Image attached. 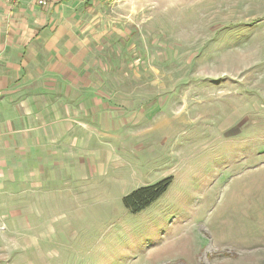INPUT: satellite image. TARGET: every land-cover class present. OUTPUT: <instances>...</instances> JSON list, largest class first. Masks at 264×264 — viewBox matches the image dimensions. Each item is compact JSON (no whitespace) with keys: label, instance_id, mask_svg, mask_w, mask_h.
<instances>
[{"label":"rangeland","instance_id":"rangeland-1","mask_svg":"<svg viewBox=\"0 0 264 264\" xmlns=\"http://www.w3.org/2000/svg\"><path fill=\"white\" fill-rule=\"evenodd\" d=\"M87 1L125 116L83 193L0 185V264H264V0Z\"/></svg>","mask_w":264,"mask_h":264},{"label":"crops","instance_id":"crops-1","mask_svg":"<svg viewBox=\"0 0 264 264\" xmlns=\"http://www.w3.org/2000/svg\"><path fill=\"white\" fill-rule=\"evenodd\" d=\"M88 9L87 0H0V185L78 194L87 171L103 170L91 154L111 151L125 115L104 111L115 101L102 93L111 36Z\"/></svg>","mask_w":264,"mask_h":264},{"label":"trees","instance_id":"trees-1","mask_svg":"<svg viewBox=\"0 0 264 264\" xmlns=\"http://www.w3.org/2000/svg\"><path fill=\"white\" fill-rule=\"evenodd\" d=\"M169 183L170 178H166L154 185L137 188L123 198L124 207L130 213L144 210L167 190Z\"/></svg>","mask_w":264,"mask_h":264},{"label":"built area","instance_id":"built-area-1","mask_svg":"<svg viewBox=\"0 0 264 264\" xmlns=\"http://www.w3.org/2000/svg\"><path fill=\"white\" fill-rule=\"evenodd\" d=\"M6 1H12V0H6ZM34 1L38 6L46 7L51 3V0H32Z\"/></svg>","mask_w":264,"mask_h":264}]
</instances>
